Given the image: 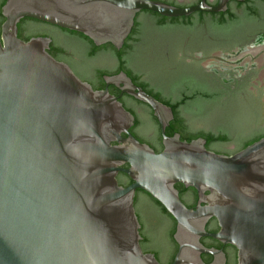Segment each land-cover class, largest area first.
<instances>
[{
  "label": "water",
  "instance_id": "obj_1",
  "mask_svg": "<svg viewBox=\"0 0 264 264\" xmlns=\"http://www.w3.org/2000/svg\"><path fill=\"white\" fill-rule=\"evenodd\" d=\"M225 1L212 8L203 0L181 8L158 0H5L0 8V264H162L140 245L137 189L175 219L177 250L167 264H226L223 250L204 246L201 236L233 245L237 264H264V136L224 154L208 149L203 137L187 141L178 133L166 135L173 119L169 105L123 71L104 75L106 85L152 109L163 146L155 152L129 132L134 115L107 86L94 89L48 52L50 37H18V22L30 17L80 32L96 46L120 49L141 10L180 16L221 11ZM136 112L149 114L143 105ZM139 132L150 137L151 123ZM119 172L131 183L119 184ZM176 183L195 189V206L181 200ZM145 212L167 238L169 224L149 200ZM212 217L220 227L213 233L205 230ZM155 248L167 256L163 246ZM202 253L212 260L205 262Z\"/></svg>",
  "mask_w": 264,
  "mask_h": 264
},
{
  "label": "flooded vegetation",
  "instance_id": "obj_2",
  "mask_svg": "<svg viewBox=\"0 0 264 264\" xmlns=\"http://www.w3.org/2000/svg\"><path fill=\"white\" fill-rule=\"evenodd\" d=\"M158 1L183 8L199 4L202 0ZM203 2L212 8L217 6L220 0H203ZM225 2V8L221 11L195 10L180 16H166L150 10H141L135 15L133 26L125 40L129 37L131 42V47L126 52L128 69L131 73L133 70L130 67V56L137 50H141L150 57V63L163 62L168 57L177 55L187 56L185 65L189 66L187 69L191 70L192 74L198 69L208 75L211 74L212 80H214L213 77H219L221 83L217 85L222 92V99L226 102L228 115L222 121L221 126L215 129L209 128L204 132L227 133L231 138V142L227 143L229 145L217 143L209 146V149L215 152L227 154L236 152L238 144H245L249 139L264 134V0H226ZM39 35L49 37L46 31ZM195 63H198V67L193 70ZM122 71L132 79L127 71ZM76 74L80 77L78 73ZM113 74L115 73L108 75ZM88 78L90 80H82L89 82L96 89H103L107 86L108 91L117 96L121 102L122 98L128 96L121 92L119 87L113 84L106 85L104 75L102 79L97 74L89 75ZM139 80L145 81L140 74ZM132 81L140 86L133 79ZM145 107L152 111L149 106ZM200 114V111L196 113V115ZM181 115L185 131L191 134L193 129L187 117L183 113ZM178 134L181 137V134ZM126 177H128L126 174L119 172L117 174L119 184L123 185ZM144 199L148 200L146 196L136 192L135 206L138 205L143 209ZM183 199L189 207L196 205L197 196L195 198L193 192H186ZM149 201L161 220L160 206ZM145 214L147 223L142 224L139 221L141 235L148 224H153L150 214L146 212ZM219 228L214 217L205 223L207 232H217ZM200 241L206 247L222 249L226 256V264H237L236 248L233 245L222 243L210 236H201ZM142 244L147 252L155 255L158 251L144 239V235L140 241L141 246ZM201 258L208 260L207 262L212 260V256L206 253H202Z\"/></svg>",
  "mask_w": 264,
  "mask_h": 264
},
{
  "label": "trees",
  "instance_id": "obj_3",
  "mask_svg": "<svg viewBox=\"0 0 264 264\" xmlns=\"http://www.w3.org/2000/svg\"><path fill=\"white\" fill-rule=\"evenodd\" d=\"M5 0H0V8L3 5ZM4 18L0 14V24ZM18 37L23 40H28L32 36H38L39 34H46L51 37V43L49 45L48 52L54 56L57 60H62L68 63L76 73H78L81 79L90 80L89 72L93 74H97V76L102 79L103 75H108L109 73H118L122 70L127 71L129 75L132 76L134 82L138 83L147 93L154 96L159 101L163 102L164 104L169 105L173 111V119L170 121L169 125L165 129L166 135H171L174 132H178L181 134L180 139L182 140H191L197 137H203L206 139V147L209 149V146H213V144H223L231 142L230 136L225 133H206L203 130H193L191 134L187 133L184 129L183 119H182V110L186 109L191 111L192 113L196 114L198 111L202 112L205 108V105H213L214 103L218 104L219 102L224 104L226 107V102L222 99V92L219 89V77H216L212 80L211 74L208 75L205 72H202L197 69V64L195 63L194 68L195 73H191V70H188L185 67V61L182 59L178 60V65L175 69V60L173 61L171 67L173 70L170 71V93L173 96L165 97L162 95L161 91L155 90L154 88L148 85L146 81L139 80V73H131L128 69V59L126 52L131 47V42L128 39L124 40V43L120 49H116L112 44L105 43L99 46H96L91 39L87 36L83 35L80 32L68 30L65 28H60L56 25L40 21L30 17L22 18L18 24ZM101 52H110L116 60V65L114 68L110 69L109 67H94L90 64V62L97 57V55ZM183 58V57H182ZM79 63L80 66L83 68L84 72L77 67L75 63ZM192 66V65H190ZM213 81L215 83L213 84ZM96 89V88H94ZM118 94V92H116ZM123 106L129 110L134 115V124L130 127L129 132L137 138L141 142H145L150 145L154 149L155 152H159L162 150V142H161V133L159 129L158 122L156 118L153 116L152 111L149 109V114H144L140 116L136 112V106H147V104L133 98L132 96L128 95L121 99ZM146 122L151 123L152 135L147 137L146 134L139 132L140 127H144ZM264 136V134H263ZM262 136L249 139L245 144H238L236 150H240L244 148L246 145L252 143L253 141L259 139ZM215 151V150H213ZM232 154V153H227ZM127 164L124 165L126 167ZM126 181L123 182V185H128L131 183V179L126 177ZM175 188L179 191V196L181 200L184 202L183 195L186 192H193L195 198L197 193L194 188L192 187H185L181 183H176ZM137 193L143 194L147 197L148 200L155 202L161 208V217L165 219L166 227L169 224V230L167 238L159 236L156 227L152 224H148L145 228V233L143 232L144 239L149 241L153 246L161 245L167 251V256H161V254L156 251L155 256L158 257L159 261L162 264L170 263L174 257V254L177 250V244L175 243L172 235L175 230V221L173 217L166 211L161 203H159L156 199H154L151 195L141 189L136 190ZM144 201H146L144 199ZM185 203V202H184ZM188 204H186L187 206ZM135 206V204H134ZM189 207V206H188ZM192 207V206H190ZM136 213L138 215L139 221L142 224L147 223L146 216L143 215L142 209L140 207L135 206ZM148 230V231H147ZM142 249L144 252H147L146 247L142 244ZM207 262L208 260H204Z\"/></svg>",
  "mask_w": 264,
  "mask_h": 264
},
{
  "label": "rangeland",
  "instance_id": "obj_4",
  "mask_svg": "<svg viewBox=\"0 0 264 264\" xmlns=\"http://www.w3.org/2000/svg\"><path fill=\"white\" fill-rule=\"evenodd\" d=\"M179 59L187 61L188 57L185 56L182 58L177 55L176 57H168L163 62L155 61L154 63H150V57L147 54L142 53L141 50H137L136 53L130 56V67L132 68L133 72L139 73L143 80L149 82L150 87L161 91L162 95L165 97L173 96L174 98L176 94L172 95L169 91L171 85L170 71L173 70L171 67L173 61L175 60L176 69L177 65L179 64ZM75 64L81 71L84 72L79 63L76 62ZM90 64L94 67H109L112 69L116 65V60L110 52H101L90 62ZM185 67H187V65H185ZM92 74V72H89V75ZM182 113L187 117L189 125L193 130L203 131L209 128H218L228 115L226 107H224V104L221 102L218 104L214 103L213 105H205V108L200 115H196L186 109H183Z\"/></svg>",
  "mask_w": 264,
  "mask_h": 264
}]
</instances>
